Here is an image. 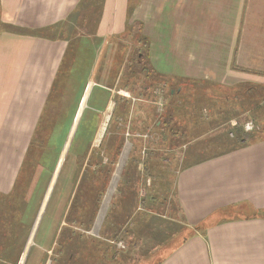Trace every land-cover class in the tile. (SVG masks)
Listing matches in <instances>:
<instances>
[{
  "label": "crops",
  "instance_id": "obj_1",
  "mask_svg": "<svg viewBox=\"0 0 264 264\" xmlns=\"http://www.w3.org/2000/svg\"><path fill=\"white\" fill-rule=\"evenodd\" d=\"M133 34L138 44L148 45L149 69L144 72L174 83L173 87L181 85V91L206 86L228 93L239 86L264 90V0H0L3 217L14 208L13 195L24 184L23 172L31 165L39 125L71 124L70 139L96 87L108 89L106 80L114 60L122 55L115 75L119 84L127 55L133 53V42L131 47L127 43ZM77 92L82 93L79 103ZM252 104L240 116L234 112L223 121L219 113L212 120L201 116L195 122L198 135L194 139L206 143L187 148L173 176L171 200L176 212L171 216L169 205L167 215L149 212L150 222L153 217L164 222L173 239L167 247L153 251L155 256L163 251L158 264H264V126L256 134L254 127L247 131L244 126L229 133L231 140L240 133L229 147H217L218 138L212 136L221 124L237 130L236 124L243 123L240 117L252 116ZM176 105L168 101L166 108L177 109ZM144 118L136 123L146 122ZM256 121L264 124L262 119ZM210 123L215 126L201 128ZM190 130L186 128L187 134ZM250 136L258 139L252 142ZM126 146L119 151L123 167L132 152ZM68 147L67 142L65 152ZM61 161L50 179V192ZM42 165L39 162L35 168ZM48 196L42 198L40 215ZM155 202L150 200L152 209H158L160 202L156 206ZM21 208L17 211L22 220ZM160 229L153 227L151 232L160 237L168 234ZM165 242L161 239V245Z\"/></svg>",
  "mask_w": 264,
  "mask_h": 264
},
{
  "label": "rangeland",
  "instance_id": "obj_2",
  "mask_svg": "<svg viewBox=\"0 0 264 264\" xmlns=\"http://www.w3.org/2000/svg\"><path fill=\"white\" fill-rule=\"evenodd\" d=\"M130 40L127 43L131 47L133 42V53L127 55L119 84L115 83V75L122 55L114 60L117 66L111 68L106 80L108 89L96 87L70 139L71 124L39 125L31 165L23 172L24 184L20 183L13 195L14 208L5 217L0 213V264H158L163 251L156 256L153 251L167 247L173 239L164 222L155 217L150 222L149 212L167 215V205L171 216L176 212L175 200H171L173 176L187 148L206 143L194 139L198 135L195 122L201 116L211 119L219 113L223 121L234 112L240 116L249 111V102L253 103L252 116L240 117L243 123L236 124L237 130H233L234 125L221 124V129L212 134L218 138L219 148L236 143L240 133L232 140L229 133L240 131L246 122L253 123L252 133L264 126L256 121L262 119L264 123V90L253 87L247 91L239 86L228 93L206 86L181 91V85L173 87L174 83L144 72L149 69L147 42L138 44L134 34ZM81 94L77 92L78 103ZM107 101L110 104L105 113ZM168 101L178 108L167 109ZM149 117L151 121L146 120ZM139 118L146 122L136 123ZM209 126L215 125L201 128ZM242 137L249 142V135ZM250 137L252 142L258 139ZM125 144L132 152L123 167L119 165V151ZM60 158V172L50 192V179ZM39 162L44 166L35 168ZM47 196L40 215L42 198ZM151 199H155V206L160 202L158 209L150 207ZM20 208L22 220L18 219ZM153 227L168 234L160 237L151 232ZM141 234L146 236L141 238ZM161 239L166 241L162 245Z\"/></svg>",
  "mask_w": 264,
  "mask_h": 264
},
{
  "label": "built area",
  "instance_id": "obj_3",
  "mask_svg": "<svg viewBox=\"0 0 264 264\" xmlns=\"http://www.w3.org/2000/svg\"><path fill=\"white\" fill-rule=\"evenodd\" d=\"M246 130H247V131H252V130H253V125H251V124L247 125V126H246ZM117 246H118V248L120 249L119 244H118Z\"/></svg>",
  "mask_w": 264,
  "mask_h": 264
}]
</instances>
